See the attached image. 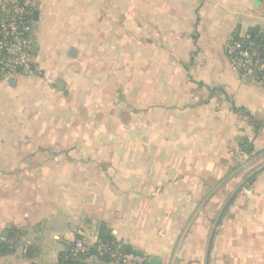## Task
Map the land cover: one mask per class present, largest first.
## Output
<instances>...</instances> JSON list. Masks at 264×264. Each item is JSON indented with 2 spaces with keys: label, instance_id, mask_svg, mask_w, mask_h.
Segmentation results:
<instances>
[{
  "label": "crops",
  "instance_id": "crops-1",
  "mask_svg": "<svg viewBox=\"0 0 264 264\" xmlns=\"http://www.w3.org/2000/svg\"><path fill=\"white\" fill-rule=\"evenodd\" d=\"M30 7L31 58L42 74L0 79V264H55L76 236L93 244L99 224L160 264H264V169L237 191L209 241L215 209L242 176L231 171L239 142L264 157V125L255 129L246 113L264 121V87L241 79L225 55L234 34L264 29V0H30ZM113 41L146 57L187 58L186 74L210 90L206 105L170 122L166 135L188 140L163 147L170 161L123 157L110 165L99 158L107 147L72 143L71 132L83 131L59 127L64 110L88 103L75 88L90 81L88 72L99 80ZM155 83L163 87L160 75ZM185 118L190 127L180 134ZM209 134V143L196 140Z\"/></svg>",
  "mask_w": 264,
  "mask_h": 264
},
{
  "label": "rangeland",
  "instance_id": "rangeland-1",
  "mask_svg": "<svg viewBox=\"0 0 264 264\" xmlns=\"http://www.w3.org/2000/svg\"><path fill=\"white\" fill-rule=\"evenodd\" d=\"M8 9H10L9 6H6V10ZM230 40L231 38L225 44V55L229 64L237 70L241 79L264 87V80L260 74H256L257 77H251L247 71L242 75L238 65L230 59L229 53H227L228 47L231 45ZM105 61H107L106 65L99 66L98 81L95 82L94 77L90 74L91 72H88L87 75L90 81L88 80L83 86L75 88L74 96L76 98L82 96L88 103L73 105L64 110L65 117H61L60 121L63 120V122H60L59 127L69 132L83 131L82 136L71 132L72 137L68 139L72 143H80V140L83 139V143L107 147L104 152L100 151L99 158L110 161V165L112 162L116 164L122 161L123 157L134 160L131 161L135 162L134 164L141 159L143 163L149 165L157 155H159V160L162 159L163 162L170 161V153H167L166 148L163 149V147H168L170 144L176 146V140L177 142L186 140L181 137L171 140L166 135L171 134L170 122L173 120L180 122L179 115L187 112L188 108L194 107L189 111V114L196 113L198 108L206 105L210 90L200 87L198 82H195L186 74L187 66H189L187 58L146 57L137 48L126 47L113 41L110 43V56ZM156 63L157 65L158 63L161 64L158 67L162 70L156 67L157 72L155 73ZM148 68H151L152 77L147 74ZM247 69L245 68L243 71L246 72ZM158 75L163 80L162 88L156 87L155 80ZM214 91L221 93L219 90ZM225 101L224 97L220 100L216 99L217 106L221 107L223 103H226ZM187 103L193 104L189 106ZM241 113L246 114L245 111ZM195 124H199L197 120ZM179 126L178 132L180 134L190 127L187 126L186 118ZM210 136V134L206 135L202 139L196 137V140L199 144H206L209 143L208 138ZM187 141L183 144H186ZM240 142L239 151L234 155L236 162L231 171L234 173L239 172L242 176L226 197L222 207L219 206L215 209L218 211L211 218L210 224V235L212 234V236L217 228L216 226L213 229V226L224 205L227 208L235 200L238 192H234L237 189L239 191L243 188H250L253 181L249 184L248 180L253 176L256 177L264 169V157L263 159L262 157L257 158L251 153H245L240 148ZM139 145L146 147L147 152L139 154L137 150ZM122 146H131L135 150L120 149ZM156 146L159 153L152 151V148ZM161 147L162 150L159 149ZM95 235H97V232ZM73 240L75 241V239Z\"/></svg>",
  "mask_w": 264,
  "mask_h": 264
},
{
  "label": "built area",
  "instance_id": "built-area-1",
  "mask_svg": "<svg viewBox=\"0 0 264 264\" xmlns=\"http://www.w3.org/2000/svg\"><path fill=\"white\" fill-rule=\"evenodd\" d=\"M6 6L10 9L6 10ZM0 9V79L9 80L16 75L40 76L41 68L31 58L30 0H0ZM231 45L228 56L238 65L242 75L248 71L249 76L260 74L264 80V56L251 43H247L248 47L244 49L240 48L239 42ZM245 68H248L246 72L243 71ZM94 239L93 244L85 242L83 237L75 239L69 257L85 255L86 260L94 262L106 258L108 264H151L146 252L126 251L120 240L102 242L97 235ZM92 247H96V253L88 254Z\"/></svg>",
  "mask_w": 264,
  "mask_h": 264
},
{
  "label": "trees",
  "instance_id": "trees-1",
  "mask_svg": "<svg viewBox=\"0 0 264 264\" xmlns=\"http://www.w3.org/2000/svg\"><path fill=\"white\" fill-rule=\"evenodd\" d=\"M1 12H0V19H1ZM241 43L240 48L244 49L247 46V43H251L254 48L257 49L258 52L262 56H264V29L260 28L259 26H253L250 27L246 34L243 37L238 36L237 34H234L232 39L230 40V43L232 45H235L237 43ZM236 109V108H235ZM237 110V109H236ZM249 116V122L250 124L255 128L259 129L261 126L264 125V121H257L254 120L248 112H246ZM240 148L245 153H251L253 156H257V154L253 150V146L250 142H248L247 139H244L242 142H240ZM255 176L251 177L248 180V183L250 184L254 180ZM97 236L98 239L102 242H110L111 240H116L113 238L110 229L105 224H99L97 226ZM77 236L75 237V239ZM79 238V237H78ZM81 238V237H80ZM122 242V241H120ZM74 240L68 241L64 243V248L60 251L58 260L55 264H108L106 258H101L99 261H88L85 259V255H79L78 257H69L70 249L73 246ZM123 243V247L126 251H134L130 249L129 246H127L126 243ZM2 252V248H0V253ZM96 253V247H92L88 254H95Z\"/></svg>",
  "mask_w": 264,
  "mask_h": 264
},
{
  "label": "water",
  "instance_id": "water-1",
  "mask_svg": "<svg viewBox=\"0 0 264 264\" xmlns=\"http://www.w3.org/2000/svg\"><path fill=\"white\" fill-rule=\"evenodd\" d=\"M36 14H37V10H33V11H32V15L35 17ZM55 86H56L57 88H59V89H62L63 86H64V84H63L62 81L58 80V81L55 82ZM237 190H238V189H237ZM237 190H236L234 193H236ZM224 208H225V205H224L223 209L221 210V212H220V214H219V216H218V219L216 220V222H215V224H214V226H213V229L217 226V224H218V222H219V219H220V216H221V214H222ZM211 239H212V234L210 235V238H209V241H210V242H211ZM210 242H209V243H210ZM150 263H151V264H160V261H159L157 258H155V257H150Z\"/></svg>",
  "mask_w": 264,
  "mask_h": 264
}]
</instances>
